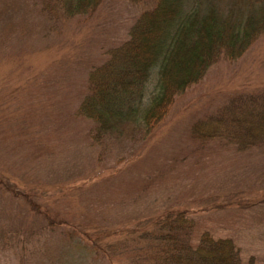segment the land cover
Masks as SVG:
<instances>
[{
  "label": "rangeland",
  "instance_id": "374dc122",
  "mask_svg": "<svg viewBox=\"0 0 264 264\" xmlns=\"http://www.w3.org/2000/svg\"><path fill=\"white\" fill-rule=\"evenodd\" d=\"M151 7L102 0L68 18L39 0H0V264H131L110 245L184 210L196 235L230 238L244 261L264 264V145L237 152L191 133L231 97L264 89V33L209 65L150 132L131 122L96 144L76 114L89 69Z\"/></svg>",
  "mask_w": 264,
  "mask_h": 264
},
{
  "label": "trees",
  "instance_id": "16d2710c",
  "mask_svg": "<svg viewBox=\"0 0 264 264\" xmlns=\"http://www.w3.org/2000/svg\"><path fill=\"white\" fill-rule=\"evenodd\" d=\"M98 1L39 0V5L42 13L73 18L95 10ZM151 2L127 40L108 49V58L88 71L76 114L91 121L96 144L131 122L152 131L175 97L198 83L209 65L238 59L264 33V0ZM154 69L155 86L144 105ZM203 124H194L191 131L200 142L217 140L237 152L262 147L264 89L231 97ZM127 230L130 234L124 233L110 249L127 250L131 264H254L253 257L242 259L232 239L213 236L209 230L196 235L194 220L185 210L139 221Z\"/></svg>",
  "mask_w": 264,
  "mask_h": 264
}]
</instances>
